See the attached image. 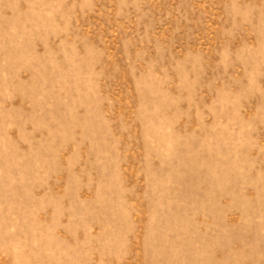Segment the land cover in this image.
Segmentation results:
<instances>
[{
    "label": "rangeland",
    "instance_id": "rangeland-1",
    "mask_svg": "<svg viewBox=\"0 0 264 264\" xmlns=\"http://www.w3.org/2000/svg\"><path fill=\"white\" fill-rule=\"evenodd\" d=\"M0 264H264V0H0Z\"/></svg>",
    "mask_w": 264,
    "mask_h": 264
}]
</instances>
